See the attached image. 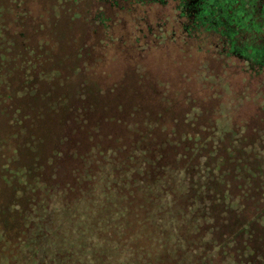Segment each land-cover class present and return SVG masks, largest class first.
<instances>
[{
	"label": "trees",
	"instance_id": "1",
	"mask_svg": "<svg viewBox=\"0 0 264 264\" xmlns=\"http://www.w3.org/2000/svg\"><path fill=\"white\" fill-rule=\"evenodd\" d=\"M127 41L214 60L184 86L115 74ZM136 209L173 219L167 264H264V0H0V264Z\"/></svg>",
	"mask_w": 264,
	"mask_h": 264
},
{
	"label": "rangeland",
	"instance_id": "2",
	"mask_svg": "<svg viewBox=\"0 0 264 264\" xmlns=\"http://www.w3.org/2000/svg\"><path fill=\"white\" fill-rule=\"evenodd\" d=\"M173 15L174 12L172 10L168 8L161 9L157 11L156 15H152V19L157 16L158 20L165 21L168 16L172 19ZM122 47L124 53H120L114 64L115 74H119L120 72V63L139 62L143 66H146L153 75L173 82L177 86H181L182 81L192 78V74L200 69L207 60H214L205 50L199 51L196 47L189 45L185 47L180 41L175 43L168 42L157 49L147 52H139L137 47L132 45V41H127V44H123L120 48ZM228 75L232 86L235 89L238 88L241 85V77L236 76L234 72H230ZM153 209H157L155 210L157 213L160 210L159 208ZM143 212L144 210L136 209L135 213L130 216L132 218L128 217L127 223L122 226L127 225V228L121 231L120 229L119 231L116 229L117 232L111 233L109 239L105 235V232L91 233L86 236V240L78 242L70 241L73 249L67 241L44 240L39 243L40 249L43 250L39 249L40 251L36 252L37 255L43 256H36L34 258L35 261L29 257L24 258V256L20 259L19 264H46L45 262L43 263L44 259H46V262L51 261L48 264H97L96 261L93 262L94 256L101 259L99 261L101 264H132L130 260H133L134 264H167L169 260L178 256L174 244V230H172L175 226L174 221L171 217L164 219L163 223H160L158 219L150 221V218L147 220L145 217H142ZM64 219V216H60L57 220L59 222ZM106 226L108 231H112V228L114 229V225L112 224ZM66 232L72 239H78V237H75L74 231H69L68 227ZM126 238L130 239V241H125L124 239ZM113 241H118L119 245L116 246ZM88 244L92 245L90 249L87 248L89 247L87 246ZM140 246L149 254H146L145 258L134 254L135 248H140ZM55 249L61 251L56 252ZM47 251L50 254L52 252L53 255L48 256ZM158 260L161 262H158ZM189 263L190 258L186 260V264Z\"/></svg>",
	"mask_w": 264,
	"mask_h": 264
},
{
	"label": "crops",
	"instance_id": "3",
	"mask_svg": "<svg viewBox=\"0 0 264 264\" xmlns=\"http://www.w3.org/2000/svg\"><path fill=\"white\" fill-rule=\"evenodd\" d=\"M187 81V80H186ZM184 82H185V80H184ZM182 84H183V86H184V83L182 82ZM188 85H189V82H188Z\"/></svg>",
	"mask_w": 264,
	"mask_h": 264
}]
</instances>
